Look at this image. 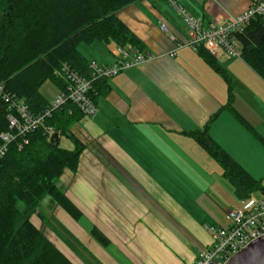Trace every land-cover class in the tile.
Instances as JSON below:
<instances>
[{"label":"crops","instance_id":"obj_1","mask_svg":"<svg viewBox=\"0 0 264 264\" xmlns=\"http://www.w3.org/2000/svg\"><path fill=\"white\" fill-rule=\"evenodd\" d=\"M177 1L205 25L239 15L253 2ZM118 16L153 56L108 78L97 112L71 128L83 151L78 168L66 169L58 185L81 216L48 198L31 219L72 264H194L212 243L207 226H229L228 211L241 200L223 166L191 133L206 129L264 185V78L242 57L210 53L229 84L198 48L177 49L189 30L169 0H140ZM81 46L90 62H117L114 41ZM60 91L52 98L42 92L52 101Z\"/></svg>","mask_w":264,"mask_h":264},{"label":"trees","instance_id":"obj_2","mask_svg":"<svg viewBox=\"0 0 264 264\" xmlns=\"http://www.w3.org/2000/svg\"><path fill=\"white\" fill-rule=\"evenodd\" d=\"M138 1L0 0V83L24 99L31 112H43L51 101L41 86L51 80L60 90L65 89V64L90 76V61L81 52V44L114 41L120 47L131 45L143 51L142 40L118 16L120 9ZM236 35L242 44V58L264 78V18L256 17ZM198 51L230 84L226 69L216 58L202 46ZM109 90L107 78L93 79L91 96L95 102ZM7 114L8 106L0 101V134L9 129ZM81 116L84 114L72 102L54 108L45 125L28 133L27 141L19 139L10 144L0 159V264H72L31 218L48 198L74 217L81 216L58 185L66 169L78 168L83 144L71 128ZM48 126L59 133L56 142L51 141ZM191 134L223 166L240 200L258 190L264 193L262 182L206 129ZM63 135L73 140L74 149L61 146ZM93 234L107 242L100 230L94 228Z\"/></svg>","mask_w":264,"mask_h":264},{"label":"built area","instance_id":"obj_3","mask_svg":"<svg viewBox=\"0 0 264 264\" xmlns=\"http://www.w3.org/2000/svg\"><path fill=\"white\" fill-rule=\"evenodd\" d=\"M172 7L179 13L189 30V40L178 42L177 49L188 44L195 48L204 47L214 56L225 54L228 57H242V48L237 33L242 31L256 17L264 18V0H253L250 7L239 15H230L224 21L205 25L202 18L191 14L177 0H169ZM161 28L169 34L172 41L177 42V36L170 32L166 24ZM176 49V50H177ZM173 50L171 54H174ZM118 59L113 65H101L90 62L89 77L81 75L70 65L65 64L62 74L66 88L61 90L51 104L41 113L31 112L24 99L6 89L0 83V101L8 106L7 119L9 129L0 134V159L8 151L10 144L17 140L27 141V134L46 124L53 109L67 102H72L85 116L94 115L97 104L91 96L93 79L110 78L125 68L142 63L152 58V54L139 51L127 45L118 47ZM92 78V79H91ZM49 135L54 134L51 126L47 127ZM23 144L20 142L19 147ZM230 224L227 227L207 226L212 236V243L198 251L194 264H226L234 255L250 243L264 236V195L257 197L251 194L240 201L238 207L228 211Z\"/></svg>","mask_w":264,"mask_h":264},{"label":"water","instance_id":"obj_4","mask_svg":"<svg viewBox=\"0 0 264 264\" xmlns=\"http://www.w3.org/2000/svg\"><path fill=\"white\" fill-rule=\"evenodd\" d=\"M58 137L59 133H54L51 141L56 142ZM226 264H264V236L250 243Z\"/></svg>","mask_w":264,"mask_h":264},{"label":"rangeland","instance_id":"obj_5","mask_svg":"<svg viewBox=\"0 0 264 264\" xmlns=\"http://www.w3.org/2000/svg\"><path fill=\"white\" fill-rule=\"evenodd\" d=\"M90 45L91 44H85V43L82 44L83 47L84 46L90 47ZM93 45H95V44H92L91 47H94ZM41 90L46 94V96L48 98H50V97L52 98L55 95L56 91L58 90V87L51 80H46L42 84ZM60 144H61V146L66 147V148L71 147V141L66 136H61V143ZM254 195L257 197L263 196L262 192L259 190L255 191ZM34 220L36 222L37 218H34Z\"/></svg>","mask_w":264,"mask_h":264}]
</instances>
